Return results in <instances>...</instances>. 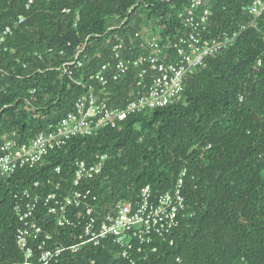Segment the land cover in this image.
<instances>
[{"label":"trees","instance_id":"16d2710c","mask_svg":"<svg viewBox=\"0 0 264 264\" xmlns=\"http://www.w3.org/2000/svg\"><path fill=\"white\" fill-rule=\"evenodd\" d=\"M251 3L210 4L206 40L246 29L233 47L185 77L186 106L144 110L121 126L92 125L93 132L71 136L42 163L0 180V264L27 261L17 245L23 224L16 205L27 201L26 193L46 196L58 188L60 195L69 194L82 161H104L103 172L79 188L91 191L93 215L86 206L74 208L68 218L81 226L57 228L58 215L39 206L35 222L45 234L29 241L31 262H37L46 235L47 249L80 245L87 223L95 218L98 234L107 216L127 202L136 205L150 186L154 198L178 189L184 198L177 227L154 239L156 253L148 248L138 259L133 248L123 258L108 236L53 264H264V16L251 26ZM189 7L190 0H0V140L16 134L22 144L48 135L75 115L78 98L93 85L90 77L114 65L116 45L123 43L122 58L131 63L153 54L135 40L137 33H160L169 48L186 32L182 20ZM78 53L84 67H72L70 77L61 68ZM138 73L131 69L121 81L108 78L103 88L94 84L96 95L110 109L127 108Z\"/></svg>","mask_w":264,"mask_h":264},{"label":"built area","instance_id":"2783aa9c","mask_svg":"<svg viewBox=\"0 0 264 264\" xmlns=\"http://www.w3.org/2000/svg\"><path fill=\"white\" fill-rule=\"evenodd\" d=\"M214 2L215 0H190V7L186 12V17L182 20V27L186 29V32L183 36L177 37L169 48L166 47V39L160 33L146 36L137 33L135 40L142 39L144 43H141V47L148 46L153 54L141 56L131 63L122 58L123 43L116 45L114 65L106 64L98 74L90 77V83L93 85H89L88 92L78 98L75 115L69 116L48 135L41 134L36 139L22 144L16 134L1 139L0 180L10 179L19 169L42 163L49 155L50 150L62 149L67 146L68 138L71 136L76 137L79 133L93 132L92 125L96 129L121 126L131 116L144 110L154 111L172 105L186 106L183 99L185 77L200 70L205 65L207 58L233 47L246 29V27H242L241 31L234 33L232 37L225 35L218 39L206 40L204 34H209L208 23L211 17L209 6ZM246 11L253 17L251 26H254L255 22L264 16V0H252ZM10 32L11 30L8 29L5 34ZM79 55L80 53L74 60L64 64L61 68L70 77L74 73L71 70L72 67H74V71H79L84 67V62L80 61ZM131 69L139 71L135 82L136 86L130 94L134 100H131L129 106L124 109L108 108L106 102L96 95L99 89L94 84L99 83L103 88L107 86L108 78L113 81H121ZM77 82L80 84L79 81ZM76 165L74 190L69 194L60 195L57 192L58 188L57 191L46 196L35 192L26 193L27 201H21L16 205V216L23 224V228L18 231L17 245L27 252V261L23 264H53L64 253L68 251L73 254L78 253L80 247L88 242H95L97 246L108 236L115 238L116 243L123 249L121 255L123 258H130L129 250L133 248L138 259L145 255V250L148 248L156 253L157 248L153 247L154 239L165 238L171 234L177 227L179 213L184 210V198L180 189L176 191L175 195L167 193L159 198H154L151 187L147 186L142 190L136 205L127 202L119 206L116 215L107 216L106 222L101 226L98 234L93 232L97 221L93 218L86 224L84 235L80 238L83 243L72 248L47 249L46 246L51 236L46 235L43 243L39 246L37 262H31L35 254L29 246V241L31 239L38 240L42 234H45L35 222V212L39 206L42 205L46 208L51 217L58 215L57 228L71 226L76 229L81 226V223H72L68 218L69 211L74 208L79 209L86 206V214L93 215V209L87 204V201H90L91 191L82 192L79 188L85 181L91 180L103 172L104 161L94 166H89L84 161L78 162ZM60 172L61 170L58 169L57 173ZM38 186L37 184L36 188ZM79 216L81 217V215ZM133 239H137L136 246H132L130 243ZM134 262L135 260L132 261L133 264Z\"/></svg>","mask_w":264,"mask_h":264}]
</instances>
